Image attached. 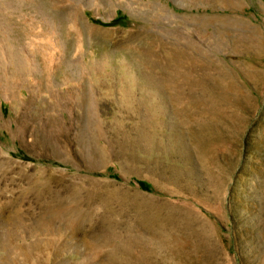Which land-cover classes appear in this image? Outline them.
Returning a JSON list of instances; mask_svg holds the SVG:
<instances>
[{
	"label": "rangeland",
	"instance_id": "rangeland-1",
	"mask_svg": "<svg viewBox=\"0 0 264 264\" xmlns=\"http://www.w3.org/2000/svg\"><path fill=\"white\" fill-rule=\"evenodd\" d=\"M0 264H264V0H0Z\"/></svg>",
	"mask_w": 264,
	"mask_h": 264
},
{
	"label": "bare ground",
	"instance_id": "bare-ground-1",
	"mask_svg": "<svg viewBox=\"0 0 264 264\" xmlns=\"http://www.w3.org/2000/svg\"><path fill=\"white\" fill-rule=\"evenodd\" d=\"M12 79L8 80V88L14 90L16 88V86H17V82L15 80H12ZM16 132H17V134L19 133V129L18 128L16 129ZM21 134H22V132H21Z\"/></svg>",
	"mask_w": 264,
	"mask_h": 264
}]
</instances>
